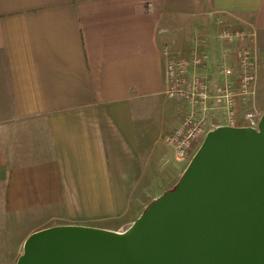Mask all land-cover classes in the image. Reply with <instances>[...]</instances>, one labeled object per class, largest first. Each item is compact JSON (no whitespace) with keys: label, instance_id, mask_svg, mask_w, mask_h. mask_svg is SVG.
<instances>
[{"label":"crops","instance_id":"1","mask_svg":"<svg viewBox=\"0 0 264 264\" xmlns=\"http://www.w3.org/2000/svg\"><path fill=\"white\" fill-rule=\"evenodd\" d=\"M224 26L258 71L264 0H0V264L49 226L123 230L176 186L187 158L165 135L199 107L167 94L166 62L199 46L217 86L240 44Z\"/></svg>","mask_w":264,"mask_h":264},{"label":"water","instance_id":"2","mask_svg":"<svg viewBox=\"0 0 264 264\" xmlns=\"http://www.w3.org/2000/svg\"><path fill=\"white\" fill-rule=\"evenodd\" d=\"M16 264H264V111L210 129L176 186L123 230L32 232Z\"/></svg>","mask_w":264,"mask_h":264},{"label":"built area","instance_id":"3","mask_svg":"<svg viewBox=\"0 0 264 264\" xmlns=\"http://www.w3.org/2000/svg\"><path fill=\"white\" fill-rule=\"evenodd\" d=\"M219 35L229 41L237 38L240 44L235 53L236 64L220 65L222 80L217 86H210L206 72L210 57L199 46L193 48L191 58L171 57L166 62L167 94L186 98L194 108L199 107L165 135L180 158L193 156L208 131L218 125L258 127L261 118V113L253 107L239 117L240 99L254 94L257 75L256 58L247 44L248 34L242 29L224 26Z\"/></svg>","mask_w":264,"mask_h":264},{"label":"rangeland","instance_id":"4","mask_svg":"<svg viewBox=\"0 0 264 264\" xmlns=\"http://www.w3.org/2000/svg\"><path fill=\"white\" fill-rule=\"evenodd\" d=\"M202 25V24H201ZM204 26V25H203ZM194 29V28H193ZM191 29V30H185L184 32V36L183 37H186V38H189L191 37V40H197L199 38V40H208L207 39V35L205 36V33L203 32L202 35L200 36V33L197 32V30L195 29V31ZM171 35H170V39L173 40V39H179V37H181L182 35V31L178 30V29H171ZM189 34H188V33ZM257 85V86H256ZM255 87V91H254V94L251 93V97L254 98L255 97V100L257 102V105L254 104L252 106H250L251 108H256L262 115L263 111H264V64L261 62V64H259L258 66V71H257V76H256V81H255V84L254 86ZM248 96V95H247ZM246 97V95L242 96L241 99H244ZM171 106V104H170ZM152 108V106H150ZM249 107V106H248ZM169 157L172 158V155H171V152L169 151ZM192 157V156H191ZM190 158H187L186 162L187 164L189 163L190 161ZM183 175V173H182ZM181 175V177H182ZM180 177V179H181ZM179 179V180H180ZM178 180V181H179ZM12 263V261H11ZM16 264V261L15 263Z\"/></svg>","mask_w":264,"mask_h":264}]
</instances>
